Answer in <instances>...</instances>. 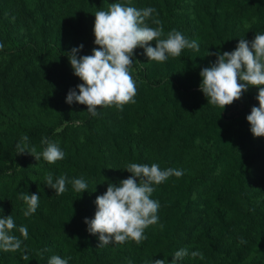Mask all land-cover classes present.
Returning a JSON list of instances; mask_svg holds the SVG:
<instances>
[{
	"label": "trees",
	"instance_id": "16d2710c",
	"mask_svg": "<svg viewBox=\"0 0 264 264\" xmlns=\"http://www.w3.org/2000/svg\"><path fill=\"white\" fill-rule=\"evenodd\" d=\"M115 2L155 8L165 34L176 29L199 51L149 62L135 49L136 102L100 107L93 117L86 106L65 102L82 83L67 53L82 44L78 55L92 54L94 14ZM255 34H264V0H0V218L12 215L28 229L21 250H0V264H48L52 255L71 257L69 264H171L180 248L204 258L178 264H264V138H254L246 120L259 106L258 89L249 87L224 110L207 105L199 90V73L215 63V53ZM25 134L38 152L44 137L58 142L65 158L49 164L18 155ZM128 163L184 174L156 186L159 223L145 230L146 240L97 248L98 235L84 220L94 217L108 183L131 175ZM46 172L54 182L66 176L67 191L47 187ZM81 177L83 193L70 183ZM21 192L40 195L30 217L23 216Z\"/></svg>",
	"mask_w": 264,
	"mask_h": 264
},
{
	"label": "clouds",
	"instance_id": "9594fccd",
	"mask_svg": "<svg viewBox=\"0 0 264 264\" xmlns=\"http://www.w3.org/2000/svg\"><path fill=\"white\" fill-rule=\"evenodd\" d=\"M154 13L156 9L153 7L137 8L130 2H115L107 10L95 12L93 34L94 44L98 47L93 49L91 55H78L83 49L82 44L67 53L74 76L82 81L68 91L67 104L84 105L86 112L93 117L99 114L97 109L100 107L115 106L123 110L126 104L136 102L137 84L131 74L135 49L142 48L149 62H164L169 57H179L185 49L199 51L197 41L189 40L176 29L165 34L162 21ZM149 21L155 27L150 26ZM152 42H155V47L151 46ZM208 55L213 53L208 52ZM215 56V63L199 73V90L206 97L207 105L224 110L226 106L240 100L249 87L257 88L259 106L251 108L246 120L253 137L264 138V34H255L252 41L241 38L235 50L222 54L217 51ZM41 144L44 145L43 150L38 152L35 146L29 144V137L25 134L16 144V151L18 155H31L36 161L42 157L49 164L65 158V152L58 142L44 137ZM125 171L131 175L118 184L108 183L106 192L96 197L94 217L84 220L89 234L98 235L97 248L109 244L123 245L129 240L140 244L146 240L145 230L159 223L161 205L152 198L156 186L171 177L180 178L184 174L182 169H161L156 163H128ZM44 180L45 185L53 189L56 195L67 191L69 181L64 175L54 182L53 174L46 172ZM70 183L76 192L87 191L88 184L82 177L74 178ZM19 199L26 205L24 217L36 213L39 194L21 192ZM2 212L3 209H0ZM16 232L20 235H16ZM27 239V227H17L12 215L0 218V250L17 252ZM239 243L244 244L246 241L241 237ZM189 256L193 259L204 258L199 250L189 253L187 248H180L174 252L171 264H178ZM23 259L27 260L28 256L24 255ZM70 259L52 255L48 264H69ZM150 264H166V261L151 260Z\"/></svg>",
	"mask_w": 264,
	"mask_h": 264
}]
</instances>
